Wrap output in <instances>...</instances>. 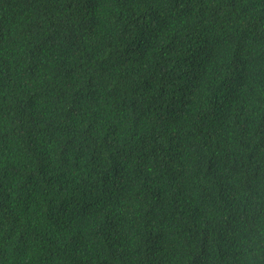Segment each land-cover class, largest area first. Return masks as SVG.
Listing matches in <instances>:
<instances>
[{
	"label": "trees",
	"instance_id": "obj_1",
	"mask_svg": "<svg viewBox=\"0 0 264 264\" xmlns=\"http://www.w3.org/2000/svg\"><path fill=\"white\" fill-rule=\"evenodd\" d=\"M0 264H264V0H0Z\"/></svg>",
	"mask_w": 264,
	"mask_h": 264
}]
</instances>
